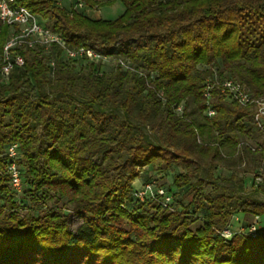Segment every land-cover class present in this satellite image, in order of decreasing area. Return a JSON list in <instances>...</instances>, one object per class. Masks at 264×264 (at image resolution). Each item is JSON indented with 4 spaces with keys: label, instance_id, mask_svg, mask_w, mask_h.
Here are the masks:
<instances>
[{
    "label": "trees",
    "instance_id": "obj_1",
    "mask_svg": "<svg viewBox=\"0 0 264 264\" xmlns=\"http://www.w3.org/2000/svg\"><path fill=\"white\" fill-rule=\"evenodd\" d=\"M14 1L70 49L117 62L106 73L104 63L54 50L50 73L42 47L15 50L24 63L0 80V264H264V228L220 235L235 214L264 216L255 198L264 185L245 192L234 174L226 184L213 176L222 154L264 167V146L237 149L254 129L252 112L216 90L214 117L197 122L187 112L188 104L204 112L205 82L215 77L264 95V0H83L121 4L112 20L60 0ZM10 30L0 26V53ZM12 144L18 194L1 157ZM145 167L182 170L172 179L187 200L180 211L133 197ZM63 200L67 214L49 206ZM188 211L201 218L195 229Z\"/></svg>",
    "mask_w": 264,
    "mask_h": 264
},
{
    "label": "built area",
    "instance_id": "obj_2",
    "mask_svg": "<svg viewBox=\"0 0 264 264\" xmlns=\"http://www.w3.org/2000/svg\"><path fill=\"white\" fill-rule=\"evenodd\" d=\"M70 11H79L85 9L86 6L83 0H72ZM58 6L62 7L60 0ZM8 26L14 32L9 36L0 53V80L6 81L10 72L21 67L24 63L23 58L15 53L18 48L35 49L42 47L50 54L48 67L50 73L56 69V59L54 50H58L61 56L68 61L85 59L91 63H106L109 57L103 56L92 49L78 47L70 49L64 38L51 29L44 26L38 18L30 13L26 8L19 6L14 0H0V26ZM15 28H18L16 31ZM119 65L124 70H129L127 64L118 61ZM216 90L218 95L229 104H236L242 108L249 109L252 112V121L255 131L261 137V143L257 147H252L246 143H239L237 149L242 147L247 148L250 152H260L264 146V95L253 96L248 92L242 84L231 78L220 79L215 77L213 80L205 82L203 91L204 115L207 118H212L215 115L213 108L214 100L212 91ZM183 107L178 105L174 108L177 115L182 114ZM5 158V174L9 178V183L13 191L18 194L21 192L23 184L20 174V169L17 163L18 148L16 144L8 146L2 154ZM133 197L138 201L150 199L156 201L161 198L163 207H167L170 198L166 195L162 188H156L152 183H146L141 188L134 190ZM258 225V217H254L253 221L245 230L238 233H244L251 237H255L260 229ZM232 235L229 228H225L222 232V237L229 238Z\"/></svg>",
    "mask_w": 264,
    "mask_h": 264
},
{
    "label": "rangeland",
    "instance_id": "obj_3",
    "mask_svg": "<svg viewBox=\"0 0 264 264\" xmlns=\"http://www.w3.org/2000/svg\"><path fill=\"white\" fill-rule=\"evenodd\" d=\"M62 1V0H61ZM106 1V0H101ZM73 4V2H72ZM71 4V7H72ZM79 11H83L86 14H94V16L98 19L102 18L105 20H112L117 18L122 12V5L119 3H115L110 6L101 7V6H94L92 8L86 7L85 9H81ZM93 16V15H92ZM44 26L50 29V22H42ZM14 32V30H10L5 43L7 42L9 36ZM4 43V44H5ZM4 46V45H3ZM116 60L110 58L107 60L106 63L101 67L100 71H105L106 73L111 72L114 70L116 66ZM218 73V71H216ZM187 112L193 113L192 118L197 121L201 122L203 119L204 112L201 114L198 113L196 107L193 104H188ZM243 143L249 144L252 147H257L261 143L260 135L253 129V131L242 141ZM182 170L179 168H175L173 171H164L158 169L157 167H153V169L145 167L139 178L135 179L132 183V186L135 190L141 188L146 183H152L156 188H162L166 195L170 198L167 207H163L161 202L164 200L161 198H157L156 201H152L150 199H145L144 201H139V203L148 204V202H154L157 206H161L163 209H167L171 212H178L180 211L179 201H183L186 204L187 200H181V193L179 194V190L177 191L172 185L173 176L180 173ZM232 174H234L237 178H241L244 180V191L251 192L255 190L257 187L264 185V167H259L257 169H253L250 166L245 165L244 161L239 164L237 161V156H228L222 154L221 161L216 164L215 170L213 171V176L215 178L220 179V183L226 184V179H228ZM264 189V187H262ZM255 198L258 202L264 203V194L257 193ZM65 201L59 202L56 206L53 202H49V206L52 208H57L60 212L67 214L68 212L64 209ZM149 205V204H148ZM152 205V204H150ZM149 205V206H150ZM146 208V207H145ZM149 213H153L154 210L149 211ZM183 213V212H182ZM188 216H192L193 218H197L195 224L191 226V229H195L196 227L200 226L202 221L199 216H194L192 212H187ZM254 218L252 217H245L243 214H235L231 220L229 221L226 228H229L231 233H238L241 230H245L246 227L253 221ZM258 225L260 227H264V216L258 217ZM224 230V229H223ZM221 231L220 235L222 236ZM229 239V238H227Z\"/></svg>",
    "mask_w": 264,
    "mask_h": 264
},
{
    "label": "crops",
    "instance_id": "obj_4",
    "mask_svg": "<svg viewBox=\"0 0 264 264\" xmlns=\"http://www.w3.org/2000/svg\"><path fill=\"white\" fill-rule=\"evenodd\" d=\"M72 0H62V7L65 9H70L71 8V4H72ZM93 15V16H92ZM89 17H91L92 19H98L94 16V14H88Z\"/></svg>",
    "mask_w": 264,
    "mask_h": 264
}]
</instances>
